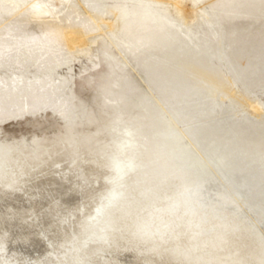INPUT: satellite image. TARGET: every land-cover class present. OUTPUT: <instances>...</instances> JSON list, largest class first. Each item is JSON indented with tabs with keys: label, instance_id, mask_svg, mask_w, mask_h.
Returning a JSON list of instances; mask_svg holds the SVG:
<instances>
[{
	"label": "bare ground",
	"instance_id": "1",
	"mask_svg": "<svg viewBox=\"0 0 264 264\" xmlns=\"http://www.w3.org/2000/svg\"><path fill=\"white\" fill-rule=\"evenodd\" d=\"M210 5L206 12L196 0H0V124L49 108L57 115L52 134L28 133L22 140L0 133V171L7 173L0 182V264H24L17 255L24 248L16 250L22 242L35 247L31 239L46 245H37L33 264H264V100L253 98L250 105L263 125L236 122L231 115L251 88L264 87V0ZM241 18L253 23L231 28ZM187 19L202 28L196 26L198 33L219 38L218 52L213 38L205 46L206 35L193 36L189 24L180 28ZM219 22L229 35L225 43ZM92 45L116 72L112 80L102 76L106 93L115 91L127 62L143 68L151 89L131 86V93L130 87L74 103L71 76L57 71L69 68L76 53L90 55ZM239 59L248 67L245 78L234 72L241 64L231 63ZM76 106L86 123H74ZM180 126L188 142L176 133ZM118 127L135 130L131 140L140 145L120 155L121 144L130 139ZM59 128L65 132L56 137ZM44 136L50 140H41ZM20 140V154L7 155ZM160 152L167 154L156 160ZM131 157L152 164L119 183L111 160L125 164ZM43 158L46 166L37 170ZM80 166L87 175H79ZM221 183L233 186L239 201ZM124 189L130 195L109 210L120 229L114 235L118 242L109 247L97 240L100 223L89 220L110 193ZM144 193L154 199L151 204L140 198ZM240 197H249L252 212L242 209ZM84 205L76 223L69 220ZM74 237L76 246L96 237L88 257L70 249Z\"/></svg>",
	"mask_w": 264,
	"mask_h": 264
},
{
	"label": "rangeland",
	"instance_id": "2",
	"mask_svg": "<svg viewBox=\"0 0 264 264\" xmlns=\"http://www.w3.org/2000/svg\"><path fill=\"white\" fill-rule=\"evenodd\" d=\"M200 1H203V6H204V9L206 10V12H210V9H211V5H210V1H212V0H196V2H198L199 4H200ZM186 6L189 8V6H188V4L186 3ZM168 8H169V10L171 11V13L172 14H174V16L175 17H177V15L175 14V12H174V9H173V6H172V4H170V5H168ZM176 23H177V21H175ZM190 22V23H189ZM196 21H194L193 23L189 20V19H187V24H182V26L183 27H181L180 26V28L181 29H183L184 30V28L186 27V25H187V27L190 25V27H189V32L194 36L195 34V36L196 37H199V35L200 36H202V35H206V36H204L205 38L207 37V34H202V33H198L199 31H197V29L199 30V29H202V28H200V26L197 24V23H195ZM194 23H195V25H194ZM219 23H221V22H219ZM248 23H253V21L252 20H248V19H244V18H241V19H238V20H236L234 23H232V24H230V25H232L231 26V28H234V27H236V26H248L247 24ZM189 24V25H188ZM197 24V25H196ZM201 24H203V26H204V23H201ZM178 25V24H177ZM193 26V27H192ZM196 26H198V28L196 29ZM219 26V29L222 31H220L221 32V38H224L223 39V41L221 42V39L219 40L221 43H225V41H227L228 40V33H226V28H225V25H224V23H221V25L219 24L218 25ZM220 26H221V28H220ZM195 28V29H194ZM225 28V29H224ZM193 30H195L196 31V33H194L193 32ZM225 30V31H224ZM192 31V32H191ZM190 34V37L192 36ZM197 34H198V36H197ZM202 34V35H201ZM227 36H226V35ZM215 35V34H214ZM223 36V37H222ZM224 36H226V37H224ZM195 37V38H196ZM208 38V40L206 41V45L205 46H213V47H215V48H213V47H211V48H213V50H216V52H218V50H217V44H216V39H219L218 37L217 38H213V36H212V38L214 39H212L211 37L209 38V36L207 37ZM227 39V40H226ZM215 41V42H211L209 45H208V43L210 42V41ZM225 40V41H224ZM218 41V42H219ZM214 43V44H213ZM222 45V44H221ZM231 45L229 46V47H226L227 49H231ZM112 50H113V52L117 55V56H119V49L115 46V45H113L112 46ZM229 50H227V51H229ZM229 53V52H228ZM232 53H230V56L232 57V55H231ZM76 56L74 57V59L70 62V65H69V68H68V66H66V65H63V66H61V68H59L58 69V73H59V75H70L71 76V87H72V95H73V102L74 103H76L77 105H79V102L81 103L82 101H85L86 102V100H88V102L90 101V102H92L91 100H92V98L95 96V95H106L107 97L109 96V95H111V96H113V95H115L113 92H120V91H124V90H126V91H128V89L130 90V87L132 86L134 89H135V87L138 85V86H140L139 88H140V90H143V91H148L149 90V88H150V86H149V83H148V78H146V72L143 70V68L141 67V68H139V69H136V68H134L133 67V64L131 63V62H127V64H126V69H124V71L126 72V73H124V71H123V73H122V75L121 76H119L118 78L119 79H121V77H122V81L121 80H119L118 79V86H115V91L113 90V92H110L109 94L108 93H106L107 91H104V89H102L101 87H100V84L99 83H101L102 82V80H103V78H102V76H107V78L108 79H113V77H114V75L116 74V72L114 71V68H111V66L107 63L108 61V59L107 60H102L101 59V57H100V53H99V50H98V47H97V45H92L91 47H90V55H88V54H84V53H76L75 54ZM96 55H98V58L96 57ZM91 56V57H90ZM121 58L123 59V57L121 56ZM124 60V59H123ZM240 60V59H239ZM238 61V60H237ZM231 61V63H232V65H234L233 67L235 68L237 65L239 66L240 64V68L243 66L242 64L243 63H245V60L243 59V60H240V61ZM235 63V64H234ZM239 63V64H238ZM157 65H156V68H157V70L156 69H154V71H155V73H157V72H160L159 70V65L160 64H158V63H156ZM244 66H245V64H244ZM238 68V67H237ZM237 68H235V73L237 74V72H239V73H242L243 72V74H240V75H242L243 76V78H245L244 76H245V73L248 71V67H245L246 69H244V67H242L241 69L243 70V71H237ZM240 68H238V70H241ZM159 69V70H158ZM127 70V71H126ZM246 71V72H245ZM145 72V73H144ZM120 74V73H119ZM125 74L127 75L126 77H125ZM153 74H154V72H153ZM129 75V76H128ZM123 77H125V78H123ZM128 78L130 79L129 81H128ZM132 78V79H131ZM144 78H146V79H144ZM242 78V79H243ZM101 80V81H100ZM244 80V79H243ZM129 83H128V82ZM146 81V82H145ZM126 83H128V85L129 84H131V85H127ZM89 84H91V85H89ZM125 84V85H124ZM95 85H99V86H95ZM121 85V86H120ZM126 87V86H128V87H124V86ZM149 87H148V86ZM138 86L136 87V89H139L138 88ZM92 87V88H91ZM125 89H124V88ZM132 87H131V90L130 91H128V93H131L132 92ZM94 88V89H93ZM98 88V89H97ZM100 88V89H99ZM122 88V89H121ZM121 89V90H120ZM133 89V90H134ZM135 89V90H136ZM151 89V88H150ZM255 89H256V91L258 92H256L255 91ZM262 89H264V87H262V88H260V87H258V88H255V87H253V88H251L250 90H252L251 91V93L250 94H247L246 96V98H244V99H242L241 100V102H240V104H237V107L234 105V109L232 110L233 112H231V115H233V118H234V120H236V122H243V121H248V122H250L251 120L254 122V123H256L257 124V126L258 125H260V124H262L261 122H259L260 120H258V119H256L257 117L256 116H252V107L250 106V105H253L254 103H255V101H254V99H257V97L258 98H262V100H264V91L262 90ZM254 94V95H253ZM263 94V95H262ZM254 98V99H253ZM137 100L136 98H133V100ZM153 99V98H152ZM227 102H228V100H226L225 101V103L223 102L222 103V105L224 106V105H226L227 104ZM264 101H262V114L261 115H263L264 114V103H263ZM241 107H240V106ZM244 106V107H243ZM77 107V106H76ZM50 109V108H49ZM46 109L45 111H43V112H41V114L40 115H37V113L36 114H33V113H28V114H25L23 117L21 116H19V117H16V118H12V119H10V120H8L7 122H4V123H1L0 124V133L2 134V135H4L3 137H4V139L6 138V137H8V136H10V138L8 137V138H6V139H11V138H20V139H22L24 136H26L28 133H30V134H33V135H37V134H39V135H42V134H52L53 132H52V130L56 127V125L54 126V121H55V118L57 117V115H55V113L53 114L52 113V109ZM250 111V112H249ZM51 114H50V113ZM28 115V116H27ZM245 115V116H244ZM34 116V117H33ZM243 116V117H242ZM264 116V115H263ZM28 117H31V118H28ZM235 117H237L236 119H235ZM239 117V118H238ZM242 117V118H241ZM21 118V119H20ZM246 118H247V120H246ZM15 119V120H14ZM237 119H239V120H237ZM261 119H263V118H261ZM18 120V121H17ZM14 121V122H13ZM251 121V122H252ZM257 121V122H256ZM262 122H264V121H262ZM263 125V124H262ZM120 128V130L122 131H120L121 133H123V131H125V128H121V127H118V129ZM181 128H183V126H180V127H177L176 128V133L177 134H180V136L183 138V140L185 141V142H188L189 140H188V138H187V135H186V132H185V129L183 128V129H181ZM60 129H62V130H60ZM182 131H181V130ZM28 131V132H27ZM67 131V130H66ZM62 132V133H61ZM65 132V129H63V128H59V133L57 134V136L56 137H59V136H61V134H63ZM185 136V137H184ZM45 137V136H44ZM43 137V138H44ZM49 137H51V136H49ZM49 137H45L44 138V142H48L50 139H49ZM55 137V138H56ZM48 138V139H47ZM58 139V138H57ZM56 139V140H57ZM193 149L197 152V150L193 147ZM220 180V179H219ZM221 181V180H220ZM222 184V183H221ZM222 187H223V189H224V191L225 192H227L226 194L228 195V196H230V197H232L233 196V198L234 199H236L235 198V195H234V188H233V186H231V185H229V187H228V185L226 184V183H224V185L222 184ZM230 188V189H229ZM226 189V190H225ZM228 189V190H227ZM230 190V191H229ZM247 200H248V198L249 197H245ZM251 198V197H250ZM246 199H243L242 197H240V204H242L241 205V207H242V209L243 210H246L247 212H252V209H251V205H249V202H246L247 200ZM237 201H239L238 199H236ZM243 200V201H242ZM236 201V202H237ZM243 202H245V203H243ZM244 205H246V206H244ZM238 206H239V204H238ZM244 206V207H243ZM247 208H249V209H247ZM252 214V213H251ZM253 216H254V213L252 214ZM254 218L255 219H258V217H257V214H255V216H254ZM264 224H262V227H264L263 226ZM19 249H17L16 251L18 252L21 248H24V249H21L19 252H18V256H19V258H22V256H23V261H24V264L26 263H28V264H33V262H34V257L36 256V255H38L37 253H39L40 252V250L38 251V248L39 247H33V248H28V247H26V249H25V246H21V245H19V247H18ZM34 248H35V250L36 251H34ZM11 249V250H10ZM29 249V250H28ZM31 249H33V250H31ZM40 249V248H39ZM9 251H8V253L7 254H11V252H13V250H12V247L11 248H9L8 249ZM23 250H25V251H23ZM22 251V252H21ZM31 251V252H30ZM33 251V252H32ZM37 252V253H36ZM24 253V254H23ZM32 253H34L33 255H32ZM19 254H21V256L19 255ZM27 256H26V255ZM30 254V255H29ZM28 255H29V257H28ZM30 258V259H29ZM28 259H29V262H27L28 261ZM33 261V262H32Z\"/></svg>",
	"mask_w": 264,
	"mask_h": 264
},
{
	"label": "water",
	"instance_id": "3",
	"mask_svg": "<svg viewBox=\"0 0 264 264\" xmlns=\"http://www.w3.org/2000/svg\"><path fill=\"white\" fill-rule=\"evenodd\" d=\"M76 109V115H77V117L75 118V120L76 121H74V123L75 122H77V124H80V123H86V122H84V120H80L81 119V116H82V114L83 113H81V111L82 110H78V107H76L75 108ZM85 112H87V111H85ZM50 113V112H49ZM51 114V113H50ZM80 114V115H79ZM87 115V113H85V116ZM84 116V115H83ZM146 118L147 116L145 115V116H142L141 117V119L140 120H142L143 121V119L142 118ZM28 118H31V117H28ZM83 118V117H82ZM18 121V120H17ZM14 122V121H13ZM87 124H88V122H87ZM144 125V124H143ZM142 124L141 125H139L138 126V128H136L137 129V133L140 131V130H143L142 128L144 127ZM102 132V131H101ZM105 132V131H104ZM133 132H134V135L136 136V131L135 130H133V131H131V130H128V131H123V136L125 135L127 138H129L130 140H128V141H124V143L123 144H121V146H120V155L121 154H123V151L122 150H125V149H129V148H135V145H140L139 143L137 144L136 142H134L133 140H131V136H133ZM23 140V139H22ZM41 140H44V139H41ZM22 141L20 140V141H18L17 143H15V144H12V145H10V147H15L13 150H15V151H12V150H10V151H6L7 153V155L8 154H13L14 152H16V151H18V154H20L19 152L20 151H22L23 150V143H21ZM136 143V144H135ZM147 143V142H146ZM145 143V144H146ZM106 150V149H105ZM137 150H141V151H143V149L142 148H137ZM137 150H136V152H137ZM176 150V149H175ZM176 152H178L177 150H176ZM139 153H141L140 151H139ZM165 152H160L159 153V155L157 156V158H156V160L160 157V156H164V155H166V154H164ZM17 154V155H18ZM119 154V153H118ZM169 154H173L174 156H176V153H175V151L173 152V150H171V151H169ZM180 154V153H179ZM10 156V157H9ZM8 156V159H11V155H9ZM140 156L141 155H139V159H140ZM3 157V156H2ZM134 158L135 157H131L130 159H129V161H127V162H125V164L124 163H121V162H116L115 163V160L114 159H112L111 161V163L113 164L112 165V167H113V169H115V172H117L118 173V177H117V180H119V183H121V180L122 179H126V178H128V176H130V174H131V172H133L134 170H136V169H138V168H140V167H147V166H149V165H151L152 164V161H149V160H147L146 158H144V159H146V160H144V161H140V160H137V162H135V160H134ZM48 159V158H47ZM47 159H45V158H43L42 160H44L45 162H42V163H39V165L38 166H36L37 168V170H38V168L40 169L42 166H43V164H45V166H46V163H47ZM153 160H155V159H153ZM86 161V160H85ZM26 162V161H25ZM150 162V163H149ZM154 162H156V161H154ZM26 164V163H25ZM87 164H89L88 163V161H87ZM23 166H25L24 164H22ZM74 165V164H73ZM75 165L76 166H78V165H80L79 163H77L76 164V162H75ZM190 167L191 168V166H192V164H187V167ZM81 167V166H80ZM7 168V167H6ZM21 167H19V169H20ZM35 168V167H34ZM151 169V168H150ZM20 170H23L22 168L20 169ZM81 171L82 172H80V176H82L83 174L84 175H87V173L84 171V169L81 167ZM149 173H150V171H148ZM197 172H199V171H197ZM7 175V173L6 172H1L0 171V182H2V179L5 177ZM167 175V174H166ZM27 176H29V174L27 175ZM150 176V175H149ZM153 176H150V178H152ZM198 177H200V175H198ZM149 178V177H148ZM149 178V179H150ZM98 180H99V178H97ZM96 179V180H97ZM102 180V179H101ZM101 180H99L98 182H100V183H102V181ZM169 181V180H168ZM124 182V181H123ZM170 182V181H169ZM158 184V183H157ZM156 184V185H157ZM158 186V185H157ZM156 186V187H157ZM159 186H162L161 185V183H160V185ZM2 189L0 188V191H1ZM13 192H18L17 190L16 191H13ZM17 194V193H16ZM73 194V193H72ZM72 194H70V196H72ZM140 194H142V193H140ZM128 195H130V192H128V190H125L124 189V191L122 192H119V193H110L109 194V196H108V199H107V203L105 204V206H103V207H100V208H98L97 210H95V213H94V217H92L90 220H89V223H91L92 222V220L94 221V223H100L99 224V227H101L102 229V231L100 232V234H99V237H97V240L98 241H102L103 243L102 244H107L108 246L109 245H113V243L114 242H118V240H119V237L117 238V239H115V237H114V235L115 234H117L118 232H120V229H118L117 228V225H116V222H115V219H113V217H111L110 216V214H109V210H110V207L111 206H114L115 204H117L120 200H122L123 198H127V196ZM15 196H17V195H15ZM154 197V196H153ZM68 198V197H67ZM70 198V197H69ZM140 198L142 199V200H144L145 202V205L147 204H151V202L152 201H154V199L153 198H151V199H149V198H147V194L146 193H144L143 195H140ZM124 201V200H123ZM122 201V202H123ZM88 205H84L83 206V208H80V209H78L77 210V213L76 212H73L72 214H70V216H69V220H71V218L72 217H74V219H73V223H76L75 221H76V216L78 217V216H80L81 215V213H85L86 212V210H87V207ZM67 220V219H66ZM74 226V225H73ZM75 228V227H74ZM42 238V237H41ZM45 238V237H44ZM76 237H74L71 241H70V243H71V245H70V249L72 250H74L73 252L75 253V254H78V256H80V258L82 257V259H83V257H88V254H87V251L89 250V245L93 242V241H96V237L95 238H90V239H86V241L85 242H83L80 246H76ZM31 241H36V244L38 245V246H40V248H42V247H44V246H46V245H44V241L41 239L40 241L37 239V240H33V239H31ZM49 241V240H48ZM51 241V240H50ZM47 242V241H46ZM49 244H50V242H49ZM19 245H21V246H25V247H28V248H33L34 247V244H32V243H29V244H26V243H24V242H22V243H19ZM37 245H35V247L37 246ZM51 245H53V244H51ZM11 245H9L8 247H10ZM48 246H50V245H48ZM83 246H87V250L85 251V248L83 247ZM104 247V249L106 248L105 246H103ZM103 247H101V248H103ZM110 247V246H109ZM108 247V248H109ZM3 248H4V245H3V247H2V249H0V252L3 250ZM100 248V249H101ZM103 249V250H104ZM86 253H85V252ZM56 259V258H55ZM155 261H157V258L155 259ZM34 263V262H33ZM63 264H67V263H63Z\"/></svg>",
	"mask_w": 264,
	"mask_h": 264
}]
</instances>
